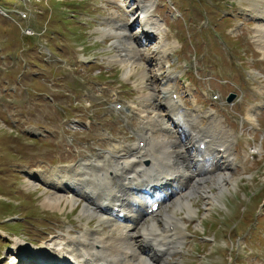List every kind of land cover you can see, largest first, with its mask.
<instances>
[{"label": "rangeland", "instance_id": "374dc122", "mask_svg": "<svg viewBox=\"0 0 264 264\" xmlns=\"http://www.w3.org/2000/svg\"><path fill=\"white\" fill-rule=\"evenodd\" d=\"M141 1L153 5L152 17L164 28L167 45L159 72L154 67L156 33L135 56L99 31L125 28L136 34L137 23L129 20L139 13L134 0L119 5L109 0H0L8 16L0 13V264H27L17 259V252L39 256L45 246L67 234L75 236L85 225L99 229L96 217L82 216L81 200L62 203L59 210L44 206L48 190L36 175L42 173L45 180L47 175L50 182L49 170L98 162L114 143L141 146L135 105L148 90L137 88L143 70V82L156 90L170 76V91L197 112L191 128H203L196 133L211 149L203 154L208 160L203 163L227 139L226 156L235 163L232 185L214 201L191 197L195 214L184 219L182 244L167 259L169 264H264V58L251 39L257 25L254 6L247 0ZM26 28L33 33L25 35ZM126 58L139 64L127 70L118 61ZM231 92L234 99L225 101ZM252 108L254 129L244 120ZM260 144L262 153H253ZM173 163L180 172L176 178L182 174ZM208 182L216 194V186ZM175 215L184 217L182 211Z\"/></svg>", "mask_w": 264, "mask_h": 264}, {"label": "bare ground", "instance_id": "6f19581e", "mask_svg": "<svg viewBox=\"0 0 264 264\" xmlns=\"http://www.w3.org/2000/svg\"><path fill=\"white\" fill-rule=\"evenodd\" d=\"M119 1L121 0H109L115 5H119ZM134 1L135 12L139 13L137 16L132 13L129 20L134 24L137 23L136 34L126 31L125 28L117 30L108 27L99 31L116 38L117 47L135 56L140 55L141 50L138 48L145 45L146 39L156 33L159 56L154 67L159 72L160 55H164L166 52L164 47L167 45L162 40L163 25L158 24L156 20L159 19L152 17L153 5L141 0ZM247 1L253 4V15L257 20L254 36L251 39L264 58V1ZM131 6L134 7V2ZM114 14L117 16L116 12H113ZM139 15L142 16L139 17ZM118 61L127 70L132 64H139L127 58ZM146 76L145 70L141 71L139 77L141 80L138 79L139 85L136 87L139 90L142 88L148 90L145 94L141 93V101L137 105L134 104L136 109L133 108L140 115H138L139 127L135 134L138 141L142 142L141 146L135 143L127 145H122L120 142L114 143L104 158L98 162L92 159L93 163L96 161L95 167L92 162H88L78 164V169L76 166H63L55 171L49 170L53 173V180L50 182L47 181L50 180L47 179V175L44 174L46 180L39 175L42 173L36 175L37 181L48 190L43 200L44 206L59 210L63 204L71 206L81 200L83 202L82 216L96 217L99 229L93 231L85 225L75 236L67 234V237H59L58 241L53 242V246H45L43 251H39V256L35 253H26L29 256L20 255L17 252V259L26 261L27 264H66L65 259L70 255L77 264H169L167 259L182 244L184 236L182 232L185 230L184 219L188 220L195 214L190 201L191 197L202 195L212 202L222 189L226 190L228 184L232 185L231 171L235 163L233 158L226 156L230 141L227 139L226 142L218 144L217 150H213V154L209 156L211 159L207 165L203 164L204 160L208 161L203 154L205 152L211 154V149L206 138L197 134L195 130L197 128L203 131V128L198 125L194 127L195 129L191 128L190 121L199 118L192 115L196 111L186 108L176 94L175 98H172L173 91H170L168 86L170 76H167L165 81H161L159 86L157 85L158 90L155 86H147L143 82ZM254 111L252 108L244 118L251 123L252 129L256 122ZM190 128L193 130L189 131ZM262 151L260 144L254 147L253 153L260 155ZM180 157L184 160L179 161ZM159 159L162 160L158 161ZM145 160L149 161L148 166H144ZM111 162H115V165H111ZM173 162L178 164L182 174L176 178L174 175L180 172L176 170ZM204 165L207 167L203 170ZM128 167L133 170L125 172ZM194 171L198 172V175H191ZM202 171H206L205 173L211 176L207 175L208 177L204 179V175H201L205 173ZM29 179L27 184L31 186L32 180ZM208 181L216 186V194L211 193V187L207 186ZM169 187L172 188L169 189ZM155 201L158 203L156 209L148 210ZM164 203L166 205H163V213L155 217L154 213H159L157 210L160 204ZM144 207H146L145 210ZM168 208L171 209L168 210ZM175 211H182L184 217H177ZM137 228L140 231H136ZM165 240L167 248H164L165 244L162 243ZM26 242L32 244V242ZM31 247L39 246L31 245ZM52 247L59 252L62 249L65 252L59 255L58 252L51 250ZM155 247L164 249L159 250Z\"/></svg>", "mask_w": 264, "mask_h": 264}, {"label": "water", "instance_id": "95a60500", "mask_svg": "<svg viewBox=\"0 0 264 264\" xmlns=\"http://www.w3.org/2000/svg\"><path fill=\"white\" fill-rule=\"evenodd\" d=\"M233 97H234V94L229 93V95H227V97H226V101H230Z\"/></svg>", "mask_w": 264, "mask_h": 264}]
</instances>
